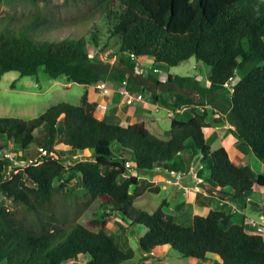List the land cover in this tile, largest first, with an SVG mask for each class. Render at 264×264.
I'll list each match as a JSON object with an SVG mask.
<instances>
[{
  "label": "trees",
  "instance_id": "trees-1",
  "mask_svg": "<svg viewBox=\"0 0 264 264\" xmlns=\"http://www.w3.org/2000/svg\"><path fill=\"white\" fill-rule=\"evenodd\" d=\"M12 1L0 0V8ZM28 1L34 5L50 0ZM76 1L92 3L90 17L101 15V29L96 23L85 24L88 29L76 34L70 32L76 21L58 24L38 12L21 19L0 13V77L11 71L33 76L42 68L51 78L65 76L84 87L104 85L136 97L148 92L153 103L172 108L170 133L165 137L144 122L125 124L96 115L98 103L89 100L87 89L78 104L59 102L29 121L0 117V137L6 141L0 150L11 145L24 152L34 132L46 126L48 146L42 150L49 153L40 164L17 166L18 172L7 180L3 176L8 160L0 159V195L12 206L0 203V264H70L83 257L84 264H141L161 246L181 257L201 261L214 257L217 260L211 261L217 264H264V235L248 233L244 222L231 223L232 207L222 203L194 210L190 223L180 224L166 200L152 213L134 206L138 171L175 170L168 166L184 151L187 140L203 158L210 157L209 179L221 195L212 198L219 203L223 198L249 199L255 187L264 188V172L234 163L226 147L212 149L205 138L206 129L228 121L240 145L261 161L264 158V1ZM89 44L100 52L112 50L120 64L91 57ZM143 57L167 67L193 57L210 68L209 84L201 85L194 76L169 74L161 82L148 75L155 85L174 88L160 93L147 89L134 76L136 60ZM230 78L233 91L225 87ZM181 108L190 111L187 120L179 119ZM113 143L130 157L114 158ZM56 145L72 152L68 169ZM34 155L22 154L21 161ZM132 170L135 175H129ZM76 184L82 186L76 199L87 198L82 210L91 212L88 224L67 223L48 214L54 196L63 193L68 198ZM112 213L127 227L145 228L138 239L140 257L122 247L118 234L107 232L106 219Z\"/></svg>",
  "mask_w": 264,
  "mask_h": 264
},
{
  "label": "rangeland",
  "instance_id": "rangeland-1",
  "mask_svg": "<svg viewBox=\"0 0 264 264\" xmlns=\"http://www.w3.org/2000/svg\"><path fill=\"white\" fill-rule=\"evenodd\" d=\"M92 10V3L88 1L77 2L76 0H50L48 2H39L33 5L28 0H14L10 4L6 3L1 6L0 13L3 16L13 17L15 19L18 17L21 19L22 17H28L32 13L38 12L58 24H60L59 22L68 24L70 21H76L77 25H75V28L71 29L70 27H66L65 29H71L70 32L81 34L86 31V28L88 29V27H91L94 23H96L100 29L104 24L100 14L90 17L92 16ZM85 24L88 27H86ZM59 35L61 36V33H59ZM102 38H104L103 35ZM102 43L103 42L101 41L99 45L101 46ZM88 50L91 57H95L103 63L112 66L120 64L114 52L110 49L100 52L97 47L89 44ZM136 65L141 74L146 76L150 75L161 82H165L170 74L179 76H194L198 79L201 85L206 86L209 84L208 77L210 75V68L193 57L173 67H167L163 64L154 63V61H152L149 57H145L144 60H136ZM153 68H156L157 71H153ZM141 81L143 85L150 87L154 91L159 87L162 91L168 87L173 88V86L170 85H155L149 77H145L141 79ZM84 91L85 88L83 85L70 82L65 76H59L56 79L51 78L43 71L42 68L39 69L36 75L25 77H20L17 72L11 71L0 77V117H13L29 121L38 117L59 102L78 104ZM182 92L192 97H197L195 92L189 90H183ZM214 103L216 105V102ZM205 104L206 106H213V104L209 105V102L207 101H205ZM98 107L97 113L100 117H102L101 114L105 116L112 111L106 110L105 105L102 103L101 106L98 105ZM217 108L219 109V107ZM180 110H182V112L179 113V119L187 120L191 116L190 111L187 109L184 110L181 108ZM197 110L201 112L202 108L198 107ZM171 113L172 108L164 105H160L157 111L154 112L159 119V125L163 129L162 131L165 137H168L170 133ZM114 118L117 120L116 116ZM230 127H232V125H230L227 121L223 124H215L213 127L206 129L205 138L207 144L210 145L212 149L226 147L231 153L232 161L234 163H245L250 165L254 171L258 173L263 172L264 162L256 157L252 151L247 150L244 147L243 149L241 147L237 148L238 141L234 140L233 142L234 135L230 132ZM5 142L6 141L0 137V144H4ZM9 146L6 147L7 151L14 155L15 160L18 162H23L20 157L22 154L26 155L27 153H33L38 156L41 150L48 146L47 127L41 126L34 132V140L24 152H20L14 146ZM54 147L59 149L60 153L64 156V160L66 162L65 164L68 169L67 162L72 159V152L69 149L60 147L59 145ZM111 153L112 156L117 159H126L130 157V154L124 151V149L116 143L111 145ZM35 155L30 157V159L35 158ZM81 158L82 157H78V159ZM129 161L132 163L131 160ZM192 165L196 166L198 174L201 172L204 175L207 182L206 185L213 189L215 186L209 179V172L212 167L210 157L203 158L201 152L195 147L194 143L191 140H187L185 142L184 151L179 155H176L168 167L181 172H186V175H188V170ZM134 173V170H132L129 172V175H135ZM137 174L139 175L140 183L135 187L136 194L134 206L151 213L155 211L164 200L169 202L171 211L175 205L179 206L178 209H182L186 204L188 207H191L190 203L194 202L193 199H195L198 194L195 190L186 193L184 194L185 200L181 197H177V194L174 195V190H179V195L183 196V179L180 181L179 186L170 185L165 182V178L167 177L165 171H157L155 169L143 170L138 171ZM66 175L67 173L65 176ZM61 180L62 179L57 180L56 184H58ZM79 180L80 179H77V181ZM78 183H80V181ZM197 185L198 184L194 182L193 186H196L197 188ZM73 188L75 193L68 194V198L63 197V193L54 196L52 202L49 203L50 209L48 210V214L54 215V217L58 219L61 218L63 220L64 218L67 223L78 221L80 223L88 224L91 212L87 208L82 210L83 204L86 202L87 198L79 197L77 200L76 195H81L82 186L80 184H76ZM158 189H160L159 192ZM254 190L255 193L249 199L232 200L233 208L231 210V223H241L244 216H246L253 219L256 222L255 225L264 226V209L262 208L264 190L257 187H255ZM131 192H134L133 189H131ZM205 194L206 197L203 198L200 203L206 207H219V201L213 199L209 193L206 192ZM0 203H4L7 207L12 208L10 200L6 199L2 195H0ZM107 212H109V209ZM191 212L192 208H189L187 213L181 212L183 213H180L181 216L180 214L176 215L177 222L180 224L190 223L191 218L189 216ZM106 220L107 232L109 234H118L122 247L132 248L135 251L136 257H140L141 253L139 250L138 239L145 233V228L141 225L127 227L121 221L120 216L114 213L110 214ZM255 225H251L250 227L255 228ZM210 258L215 259L214 257ZM215 260L201 261L191 257H181L171 247L161 246L155 249L150 256L146 257L141 264H217L215 263ZM85 262L86 258L83 257L78 262H71L70 264H84Z\"/></svg>",
  "mask_w": 264,
  "mask_h": 264
},
{
  "label": "crops",
  "instance_id": "crops-1",
  "mask_svg": "<svg viewBox=\"0 0 264 264\" xmlns=\"http://www.w3.org/2000/svg\"><path fill=\"white\" fill-rule=\"evenodd\" d=\"M144 59H145V57L141 58V60H144ZM152 61H153V59H152ZM135 77H136L137 83H139L138 85L141 84V86H142L143 83H142L141 79H143L147 76L141 74L140 71H138V69L136 68ZM153 83H154V81H153ZM143 86L147 89H151L148 86H145V85H143ZM84 88L88 90V94H89L88 96H89L90 101L97 102L99 106H101V103H102L103 105H105L106 110H108V111L112 110L108 114H106L105 116L103 114H101L102 117L109 116V117L114 118L116 116L117 120L119 122L121 121L122 123H125V124L144 122L146 124V127L152 131H154V130L155 131L156 130L162 131L163 130L159 125L158 117L156 116V114H154V112L157 111L158 107L161 104L160 103H153L150 100V95L148 92H144L141 96L136 97V96H133L132 94L128 93L125 90L124 91L115 90L112 88L102 87L101 85L100 86H94L93 85V86H88V87H84ZM135 90L138 93L139 89H135ZM161 91L162 90L159 87L157 89V92L160 93ZM128 100H131L130 104H128ZM103 101H104V103H103ZM177 112L180 113V112H182V110L178 109ZM96 115H98L97 111H96ZM231 128H233V127H231ZM234 140H236L235 137L233 138V142H234ZM239 145H240V143L238 142L237 148L241 147L243 149V147L241 145L240 146ZM201 174L202 173L200 172L198 175L203 179L202 183H198V181L190 174L184 176V178L182 180L183 184H184L183 185V192H182L183 196L179 195L180 194L179 190H174V195L177 194V197H181L183 200H185L184 194L192 192L194 190L198 192L196 198L193 199L194 202L190 203L191 207H188L186 204L182 209H178L179 206L175 205V207L172 209L174 214L179 215L181 212L187 213L188 209L192 208V212L189 216L191 218L194 210H201V209L204 210L206 208H212V207H208V206L206 207L205 205L200 203L203 200V198L206 197V194H205L206 192L209 193L211 195V197H212V194L217 196V197L221 196V195L219 196L215 187L213 189H211V187L206 185L207 182L205 180V177L203 174L202 175ZM194 182H196V184H198L197 188H196V186H193ZM262 190H264V188ZM159 191H160V189H158V192ZM222 197H224V196H222ZM222 200H223V202L219 203V205L224 204L227 207L230 206V208L233 206V202L231 199L223 198ZM263 202L264 201H262V203ZM181 214H183V213H181ZM181 214H180V216H181ZM246 220H253V219L244 216V218L242 219L241 222H244V224H245ZM245 225H246V231H248L250 233L256 232L257 227L252 228V227H250L251 225H247V224H245ZM253 234H255V233H253ZM206 261H211V259H208Z\"/></svg>",
  "mask_w": 264,
  "mask_h": 264
},
{
  "label": "built area",
  "instance_id": "built-area-1",
  "mask_svg": "<svg viewBox=\"0 0 264 264\" xmlns=\"http://www.w3.org/2000/svg\"><path fill=\"white\" fill-rule=\"evenodd\" d=\"M154 71H157L156 69H153ZM231 81L232 78L229 79V81H227L225 83V86L230 90L233 91V87L231 85ZM103 87V85H102ZM131 103V100H128V104ZM49 156V153L47 152V150H41V152L38 154V156H36L33 159H28L27 161H23V162H18L15 160V158L13 157V155L7 151V149H3L0 150V157L1 158H5L6 160H8V164L5 166V173H4V180H7L8 177L11 175V173H17L18 169L17 166H21V167H26L29 164H40L44 161H46L47 157ZM81 157V155H74L73 158H78ZM127 166H130V163H126ZM155 170L157 171H165L167 177L165 178V182H167L170 185H174V186H179L180 181L183 179V177L187 174L186 172H181L178 170H167V169H162L160 167H156ZM188 174L192 175L197 181L198 183H202L203 179L198 175V170L196 169V166L192 165L190 166L189 170H188ZM245 224L247 225H255L256 223L253 220H247L245 222ZM256 232H251V234L256 233V234H263L264 235V226L260 225L257 226ZM248 232V231H247ZM250 233V232H248Z\"/></svg>",
  "mask_w": 264,
  "mask_h": 264
},
{
  "label": "clouds",
  "instance_id": "clouds-1",
  "mask_svg": "<svg viewBox=\"0 0 264 264\" xmlns=\"http://www.w3.org/2000/svg\"><path fill=\"white\" fill-rule=\"evenodd\" d=\"M153 69H156V68H153ZM157 70V69H156ZM154 71V70H153ZM156 72V71H155ZM229 81V80H228ZM102 86V85H101ZM103 87H104V85H103ZM226 87V86H225ZM182 109H184V108H182ZM185 110V109H184ZM263 204H264V202H263Z\"/></svg>",
  "mask_w": 264,
  "mask_h": 264
},
{
  "label": "water",
  "instance_id": "water-1",
  "mask_svg": "<svg viewBox=\"0 0 264 264\" xmlns=\"http://www.w3.org/2000/svg\"><path fill=\"white\" fill-rule=\"evenodd\" d=\"M262 161L264 162V158L262 159Z\"/></svg>",
  "mask_w": 264,
  "mask_h": 264
}]
</instances>
